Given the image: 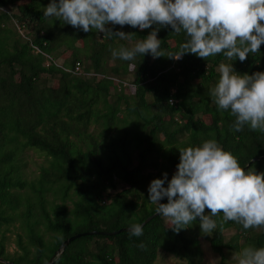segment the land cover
Segmentation results:
<instances>
[{
    "label": "trees",
    "instance_id": "1",
    "mask_svg": "<svg viewBox=\"0 0 264 264\" xmlns=\"http://www.w3.org/2000/svg\"><path fill=\"white\" fill-rule=\"evenodd\" d=\"M20 1L0 0V227L19 220L16 243L21 252L6 254L1 243L0 264H47L74 234L141 224L156 212L147 198L149 183L165 172L172 177L179 149L214 139L241 166L264 156V132L247 125L233 131L235 118L218 110L209 95L220 65L230 63L222 54L167 57L178 54L187 40L184 32L167 26L157 30L164 56L123 61L111 51L132 47L156 25L143 30L106 26L130 33V39L122 40L44 17L50 0ZM259 51L243 62L234 60V70L264 71V43ZM57 59L63 63H54ZM76 63L85 64L79 72L74 71ZM129 76L133 92L126 94ZM28 150L47 159L32 179L25 178L22 167ZM247 168L264 172V160ZM118 183L126 188L117 190ZM212 219L217 228L205 235L199 221L177 233L156 215L139 237L129 231L79 237L53 264H154L159 250L200 264V238L209 241L225 264L224 250L239 253L264 246V226L245 230L224 221L222 213ZM227 229L232 235L226 242Z\"/></svg>",
    "mask_w": 264,
    "mask_h": 264
},
{
    "label": "clouds",
    "instance_id": "2",
    "mask_svg": "<svg viewBox=\"0 0 264 264\" xmlns=\"http://www.w3.org/2000/svg\"><path fill=\"white\" fill-rule=\"evenodd\" d=\"M43 16L63 21L84 32H110L123 39L130 33L113 32L112 25H128L140 30L156 28L132 47L113 49L114 58L133 61L137 55L164 56L157 38L160 27L184 32L187 40L178 54L207 58L222 54L230 63L220 65V75L209 95L218 110L233 116L232 130L244 126L264 132V71L238 73L233 61L243 62L260 52L264 43V0H50ZM176 171L169 179L165 172L151 180L147 193L158 215L170 220L179 232L199 221L201 233L217 228L212 217L222 213L224 221H234L247 230L264 226V172L241 166L238 159L216 140L179 149ZM167 182V186H165ZM166 198L167 202L161 201ZM205 209H208L207 215ZM131 236L143 234L139 223L130 225ZM237 264H264V246H248L235 256Z\"/></svg>",
    "mask_w": 264,
    "mask_h": 264
},
{
    "label": "rangeland",
    "instance_id": "3",
    "mask_svg": "<svg viewBox=\"0 0 264 264\" xmlns=\"http://www.w3.org/2000/svg\"><path fill=\"white\" fill-rule=\"evenodd\" d=\"M26 2H28V0H21L20 2H18V4H24ZM10 9H8V10H10ZM13 10H15V9H13ZM21 33H23V31H21ZM134 45H132V46H134ZM68 54L69 53H66L64 56L66 57ZM49 59H51V58H49ZM49 62L50 61L48 60L46 62V65H48ZM53 62L61 65L63 63V60L57 59V60H53ZM84 65L85 64H82L81 66L83 67ZM131 81H132L131 76H129L128 79L126 81H124L125 87H127V89L125 91L126 94H131L133 92V87L130 83ZM115 82L117 83V81H115ZM148 99H149V97H148ZM203 120L206 121V123L210 122V119L207 116L203 117ZM21 158L23 159V163H22L23 173H24L25 178H27V179H32L35 176H37L41 166H45L47 164L46 157L43 154H41L37 151H33V150H28L27 152H25L22 155ZM168 178L170 179L171 176L168 175ZM165 186H167V185H165ZM123 188H126V186L118 183L117 190H121ZM112 193H114V192H112ZM48 199L50 201L53 199L50 194H48ZM57 202H59V201L57 200ZM66 205H67L68 209H70L72 207L71 201L68 200L66 202ZM165 221L167 224H171L170 220H168L166 218H165ZM41 231L44 233L42 227H41ZM18 233H21L19 220H15V222H12L8 226L2 225V227H0V244L1 243L3 244L4 253L9 254V255L20 254L21 250L19 249V247L17 246V243H16V238H17ZM231 235H232L231 229L225 230V241L226 242L229 240ZM199 246H200L201 253H202V256L199 260L200 264H220L221 258L216 252H214L212 250L208 240L200 238L199 239ZM224 254L226 255L225 264H237L235 256L238 253L224 250ZM154 264H187V260L177 258L173 255H170L168 253H165V252L159 250L156 261L154 262Z\"/></svg>",
    "mask_w": 264,
    "mask_h": 264
},
{
    "label": "water",
    "instance_id": "4",
    "mask_svg": "<svg viewBox=\"0 0 264 264\" xmlns=\"http://www.w3.org/2000/svg\"><path fill=\"white\" fill-rule=\"evenodd\" d=\"M259 160H264V156H258L255 157L253 159L250 160V162L245 166L248 167L250 165V163H253L255 161H259ZM156 215H158L156 212L154 214H152L151 216L147 217L142 223L141 225L144 226L147 222H149L153 217H155ZM129 227H123L120 228L116 231H112V232H101V231H87V232H82V233H77L72 235L71 237L67 238L60 246L59 248L55 251V253L53 254V256L49 259V261L47 262V264H53L55 258L59 257L62 252L65 250V248L68 246V244L70 242H72L73 240L82 237V236H86V235H94V234H106V235H111V234H116L119 232H124V231H129L128 230Z\"/></svg>",
    "mask_w": 264,
    "mask_h": 264
},
{
    "label": "built area",
    "instance_id": "5",
    "mask_svg": "<svg viewBox=\"0 0 264 264\" xmlns=\"http://www.w3.org/2000/svg\"><path fill=\"white\" fill-rule=\"evenodd\" d=\"M80 69H81V66H80L78 63H76V65H75V67H74V71H75V72H79Z\"/></svg>",
    "mask_w": 264,
    "mask_h": 264
}]
</instances>
